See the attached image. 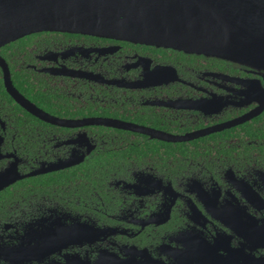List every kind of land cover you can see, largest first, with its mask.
<instances>
[{
    "label": "flooded vegetation",
    "instance_id": "flooded-vegetation-1",
    "mask_svg": "<svg viewBox=\"0 0 264 264\" xmlns=\"http://www.w3.org/2000/svg\"><path fill=\"white\" fill-rule=\"evenodd\" d=\"M0 55V171L51 164L0 190V264H264L262 75L81 32ZM38 175L51 193L14 190Z\"/></svg>",
    "mask_w": 264,
    "mask_h": 264
},
{
    "label": "water",
    "instance_id": "water-1",
    "mask_svg": "<svg viewBox=\"0 0 264 264\" xmlns=\"http://www.w3.org/2000/svg\"><path fill=\"white\" fill-rule=\"evenodd\" d=\"M40 31L81 32L216 57L264 78V0H0V48ZM0 66L9 92L20 100L1 55ZM50 166L26 175L8 166L0 171V190Z\"/></svg>",
    "mask_w": 264,
    "mask_h": 264
},
{
    "label": "trees",
    "instance_id": "trees-1",
    "mask_svg": "<svg viewBox=\"0 0 264 264\" xmlns=\"http://www.w3.org/2000/svg\"><path fill=\"white\" fill-rule=\"evenodd\" d=\"M16 79V77H14ZM95 169H97V165H88L87 173L90 178L95 173ZM105 173V172H104ZM51 178L49 175H38L33 177L25 178L20 181L18 184L14 185V190L20 189L22 187L23 195L25 197H29L32 193L35 192H48L51 193Z\"/></svg>",
    "mask_w": 264,
    "mask_h": 264
}]
</instances>
